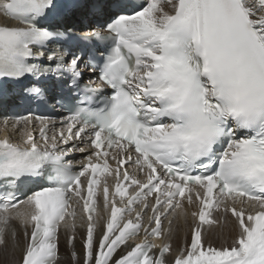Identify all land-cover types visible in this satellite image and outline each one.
<instances>
[{
	"label": "snow or ice",
	"instance_id": "6c2138e0",
	"mask_svg": "<svg viewBox=\"0 0 264 264\" xmlns=\"http://www.w3.org/2000/svg\"><path fill=\"white\" fill-rule=\"evenodd\" d=\"M84 8L98 28L77 35L67 18ZM0 14L18 21L0 25V97L11 84L68 113L3 120L18 140L0 139V249L18 221L17 264H58L75 203L73 264H168L162 221L188 215L172 264H264V0H0ZM75 152L90 153L78 171ZM229 216L231 243L206 247Z\"/></svg>",
	"mask_w": 264,
	"mask_h": 264
},
{
	"label": "bare ground",
	"instance_id": "6f19581e",
	"mask_svg": "<svg viewBox=\"0 0 264 264\" xmlns=\"http://www.w3.org/2000/svg\"><path fill=\"white\" fill-rule=\"evenodd\" d=\"M96 18H94L91 14V11L87 9H82L81 11L75 12L71 19L67 20V26L68 27H74L77 32L80 34H86L93 30H96V26L93 23ZM18 24V21L12 20L10 18L4 17L3 14H0V25H16ZM96 28V29H95ZM94 78V77H93ZM88 79V74H85V80ZM58 111H61L57 107ZM66 115L64 113H61V116L59 118H54L58 122L63 120V118ZM3 120L0 119V139L4 138L5 135H8L11 137L14 141L18 140V136L13 135L12 128L9 125L8 128H5L3 125ZM38 127V126H37ZM57 127H59V124H57ZM87 140V137L85 138ZM84 146V145H81ZM90 154L89 152L80 153L75 152L72 153V156L75 157L73 160V165L76 167H81V163L85 162L86 156ZM111 162V161H110ZM113 164V167H115V163L111 162ZM128 170L130 172H134V169L132 168L131 164L127 165ZM103 179V178H102ZM114 181L112 177H108V183L112 184ZM99 211L103 212V196H102V186L101 191L99 193ZM152 197H149V201H152ZM74 207L77 208V219H76V242H75V249H73L69 244L67 243V236L64 232V229L61 228L60 231V242H59V260L58 264H73L72 259V251L75 250L79 255L80 259L82 261L83 259V237L86 233V222L85 220H82L80 218V206L77 204H73ZM118 206H121L118 203ZM140 207V206H138ZM148 215H151V212H148ZM168 219H173V223L171 225L172 231L171 233H168L167 230L169 228ZM104 224V220L98 218L97 219V234L98 236L101 233L102 227ZM145 226H147V217H145ZM163 229L165 230L166 235L162 238L163 243H170L171 244V252L166 254V260L168 261V264H172V261L174 257L179 253V251L184 248L185 243H190L191 241V229L193 227V219L191 215H188L186 218L184 216H176L175 218L169 217L167 219H163L162 221ZM15 230L16 232V240L13 241L11 239V232ZM30 231V229H29ZM24 229L19 224L18 221H12L9 225L8 233L6 234V240H7V248L6 249H0V264H17V262L22 257V251L25 246L24 241ZM233 232H232V218L229 216V223L219 226V227H213L208 228L205 226V232L203 236L204 244L205 246H218L219 248L222 246H227L231 243ZM156 242V241H155ZM158 245L161 244V241L158 240L156 242Z\"/></svg>",
	"mask_w": 264,
	"mask_h": 264
},
{
	"label": "rangeland",
	"instance_id": "374dc122",
	"mask_svg": "<svg viewBox=\"0 0 264 264\" xmlns=\"http://www.w3.org/2000/svg\"><path fill=\"white\" fill-rule=\"evenodd\" d=\"M216 248H219L218 246H215Z\"/></svg>",
	"mask_w": 264,
	"mask_h": 264
}]
</instances>
